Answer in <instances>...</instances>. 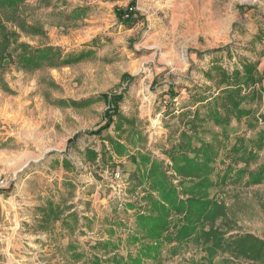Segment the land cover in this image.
<instances>
[{"label":"rangeland","instance_id":"rangeland-1","mask_svg":"<svg viewBox=\"0 0 264 264\" xmlns=\"http://www.w3.org/2000/svg\"><path fill=\"white\" fill-rule=\"evenodd\" d=\"M130 3L28 0L22 6L21 15L46 35H22L20 41L34 48L58 47L65 58L87 56L72 66L28 71L6 61L0 78V178L5 185L0 264H82L73 258L70 244L90 251L97 241L109 238L110 229L117 234L133 229L137 209L145 211L140 197L150 187L142 176L145 168L138 169L139 153L143 150L170 163L164 153L178 149L185 129L179 114L194 106L189 90L203 89L201 85L215 90L204 75L211 64L232 68L248 59L257 62L264 75V0H136L134 21L126 26L116 9ZM225 49L231 50L232 58ZM125 75L135 80L125 83ZM171 88L178 94L173 100ZM258 91L260 100L251 98L247 106L259 115L264 113V82ZM112 93H125L124 129L130 121L141 137L134 139L138 149L129 145L131 153L122 158L108 138L127 143V134L120 136L115 126L102 137L84 134L103 122L108 106L101 96ZM88 99L95 101L84 108L71 104ZM250 133L246 119L234 120L228 146ZM103 147L113 159L90 163L86 151L101 153ZM231 162L223 151L214 166L215 182ZM262 163L264 152L257 164L235 166L236 172H245L241 182H235L234 172L210 195L226 205L234 233L264 239V184L250 185L248 174ZM86 185L89 189L83 190ZM92 194L97 195L90 198L95 202L84 200L81 205L80 197L89 199ZM49 203L62 215L50 227H42L40 209ZM75 207H83L87 215L72 211ZM69 212L76 218H66ZM137 249H132L133 255ZM121 253L127 255L125 249ZM226 258L229 255L221 252L212 256L193 240L180 247L164 244L162 255L147 264H223Z\"/></svg>","mask_w":264,"mask_h":264},{"label":"trees","instance_id":"trees-1","mask_svg":"<svg viewBox=\"0 0 264 264\" xmlns=\"http://www.w3.org/2000/svg\"><path fill=\"white\" fill-rule=\"evenodd\" d=\"M27 1L0 0V78L7 60L26 71L43 66L68 67L83 61L87 56L83 53L65 58L58 47L34 48L20 41L22 35H46L41 26L29 23L21 15L22 6ZM135 6L136 0H131L127 8L116 9L121 24L130 26L133 23ZM225 50L228 58H232L231 50ZM210 67L204 75L216 85L215 90L208 85H201L203 89L194 87L189 90L193 93L194 106L179 114L178 119L185 129L180 132L178 149L172 148L164 153L170 163L143 150L139 153L138 169L141 171L145 168L146 173L142 176L150 182V187L149 193L140 197L139 202L144 204L145 211L137 209L133 229L123 233L126 238L122 233L117 234L114 228L110 229L109 238L97 241L90 251H81L70 244L68 249L76 261L82 264H147L162 255L164 244L176 243L180 247L195 240L212 256L218 252L229 255L223 264H264V239L250 233H234L235 230L229 226L231 222L226 205L210 195L211 189L218 183H226L234 172L235 182H241L245 172H236L235 166L260 161V154L264 152V113L258 115L247 104L251 98L260 100L258 88L264 82V75L259 70V64L248 59H240L239 64L232 68L215 62ZM124 80L131 84L135 78L125 75ZM173 90L171 88L169 91L172 100L178 96ZM124 94H103L101 98L108 106L103 122L96 129L84 133L102 137L115 126L120 136L127 134V143L121 138H108L119 158L131 153L129 145L137 147V141H134L136 137L137 140L141 139L130 121L129 127L124 129L126 119L121 113ZM93 100L72 101L71 104L75 108H84ZM245 119L250 135L237 137L229 147L232 122L236 120L241 123ZM78 137L72 139L70 144ZM105 150L103 147L100 153L88 149L86 156L89 162L96 164L101 161L105 164L113 159L110 152ZM223 151L226 158L232 161L231 167L215 182L212 179L214 166ZM63 164L71 168L65 161ZM170 171L174 174L170 175ZM248 174L250 185L264 184V163ZM176 180L178 184L174 183ZM40 211L43 213L42 227H50L62 215L51 203ZM76 216L73 212L65 217L74 219ZM135 247L138 249L133 255L132 249ZM122 249L127 251L126 256L121 253Z\"/></svg>","mask_w":264,"mask_h":264},{"label":"crops","instance_id":"crops-1","mask_svg":"<svg viewBox=\"0 0 264 264\" xmlns=\"http://www.w3.org/2000/svg\"><path fill=\"white\" fill-rule=\"evenodd\" d=\"M91 184V183H90ZM87 189H89V185H86L85 187H83V190H87ZM96 194H92L91 196H89L88 198L89 199H86V195H85V197H80V200L82 199V201H81V205H82V203H83V201L85 200V201H89L90 203H94L95 201H94V199L92 200V202H91V197L92 198H96ZM79 199V198H78ZM78 199H76V201L78 200ZM82 208L83 207H78V209H77V207H75V208H73V209H71L72 211H77L78 210V212H81L82 211ZM70 213V212H69ZM73 213V212H72ZM80 215H87V213L85 212V213H83V212H81L80 213Z\"/></svg>","mask_w":264,"mask_h":264},{"label":"built area","instance_id":"built-area-1","mask_svg":"<svg viewBox=\"0 0 264 264\" xmlns=\"http://www.w3.org/2000/svg\"><path fill=\"white\" fill-rule=\"evenodd\" d=\"M5 187V185H4V182H3V180H1V178H0V204H1V202H2V193H3V188Z\"/></svg>","mask_w":264,"mask_h":264}]
</instances>
